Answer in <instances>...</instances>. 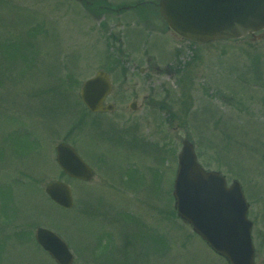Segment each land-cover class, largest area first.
<instances>
[{
    "label": "rangeland",
    "instance_id": "rangeland-1",
    "mask_svg": "<svg viewBox=\"0 0 264 264\" xmlns=\"http://www.w3.org/2000/svg\"><path fill=\"white\" fill-rule=\"evenodd\" d=\"M88 10L73 0H0V44L18 43L17 53L0 54V264H56L34 239L39 226L69 243L74 264H228L175 209L172 168L185 138L204 167L221 171L229 183L240 181L254 223L256 263L264 264V31L257 39L193 45L148 31L138 12L98 18ZM175 49L182 51L176 59L184 65L182 82L167 70ZM146 54L164 71L142 72ZM101 69L111 74L112 114H91L80 98L82 83ZM160 103L171 106V125L164 120L169 111L154 107ZM135 136L158 143L161 154L168 148L156 160L160 184L133 177L130 165L151 161L144 142V159L130 153ZM63 140L89 162L101 157L102 163L94 158L92 181L63 175L55 153ZM57 178L72 187V209L45 193ZM106 235L115 251L133 248L130 256L108 261L96 247Z\"/></svg>",
    "mask_w": 264,
    "mask_h": 264
},
{
    "label": "water",
    "instance_id": "water-1",
    "mask_svg": "<svg viewBox=\"0 0 264 264\" xmlns=\"http://www.w3.org/2000/svg\"><path fill=\"white\" fill-rule=\"evenodd\" d=\"M159 8L169 28L194 42L237 39L264 30V0H160ZM111 91L110 75L99 71L83 83L81 98L92 112L110 111L114 105L104 102ZM56 152L67 175L91 179L92 169L70 144L59 143ZM178 159L173 195L179 217L231 264H255L253 223L240 182L234 180L228 187L221 172L205 170L189 139L183 141ZM45 191L58 205L73 208L67 183L51 181ZM35 238L57 264L74 263L68 244L56 232L40 226Z\"/></svg>",
    "mask_w": 264,
    "mask_h": 264
},
{
    "label": "flooded vegetation",
    "instance_id": "flooded-vegetation-1",
    "mask_svg": "<svg viewBox=\"0 0 264 264\" xmlns=\"http://www.w3.org/2000/svg\"><path fill=\"white\" fill-rule=\"evenodd\" d=\"M157 1L156 0H137V1H132L130 3H126L119 8L113 7L112 5H107L106 8L111 10V12L114 11L115 13H120V11L122 9H127L129 11L132 9L140 8V9H142V11L140 12V15L142 16L141 22L142 23L144 22L147 24V27H148L147 30H150L152 33H154V32H161V33L167 32V33L173 34L170 31V29H168V27L165 23L162 22L164 25L163 28L160 25L159 21H162V20L160 18V15L158 14ZM79 3L82 5V7L84 9H88V8L95 9L97 0H80ZM189 43H191V42H189ZM181 55H182V51L175 49V51H174L175 59L167 65V70L169 72H171L172 75H176V74L184 71V69H183L184 65L182 62H180L179 65H176V61L179 59V57H181ZM145 61H146L145 66L141 68L142 72L151 71L153 73H159L161 71H164V69L159 67L158 63L155 61L154 56L146 54L145 55ZM144 105H147V103L144 102L142 105H140L138 110H141L144 107ZM155 105H154L155 108H158L161 110L164 109V110L169 111L167 113L166 117H164V120L166 118V120L168 121V124L171 125L175 121L176 116H175V114H172V108L170 107V105H167L165 103H160L159 105L158 104H155ZM148 106L153 107L150 104H148ZM116 111H117V107L115 105L114 112H116ZM114 112H112V113H114ZM107 114H110V113H107ZM142 142H144V139L140 140V145ZM149 143H151V142H149ZM169 152H170V149H169ZM92 156H93V154H92ZM93 157L98 161L101 159V157H98L97 155H94ZM94 158H93V161L89 162V164L94 169L95 176H96V173H98V171H97L96 166H94L93 163H99V162L102 163L103 160H100L99 162H95L96 160L94 161ZM148 159H151V156H149ZM137 162L140 163V165H141L140 169L138 170L139 178H143V176H145L146 178H148V181H151L152 184L155 180L157 181V184H160V182H161V171L158 169V172L156 173V170H157L156 168H158L159 163L156 162V159L154 156H153V159L147 163V165L145 163H142L140 160H137ZM154 163L157 165L156 167H152V165ZM106 164H107V166H111L107 162H106ZM173 166H175V165H173ZM130 168H132L131 165H130ZM169 168H170V166H169ZM174 168H172V173L175 174ZM111 173H112V176L115 174L114 171H112ZM169 175H170V173H169ZM157 176H158V180H157ZM146 178H143L142 180H146ZM128 182H129V179H128Z\"/></svg>",
    "mask_w": 264,
    "mask_h": 264
},
{
    "label": "trees",
    "instance_id": "trees-1",
    "mask_svg": "<svg viewBox=\"0 0 264 264\" xmlns=\"http://www.w3.org/2000/svg\"><path fill=\"white\" fill-rule=\"evenodd\" d=\"M12 49L13 51H16V53L18 52V43H11L8 45H3L0 44V54L2 53L3 57H7L8 53H12ZM1 197V195H0Z\"/></svg>",
    "mask_w": 264,
    "mask_h": 264
}]
</instances>
